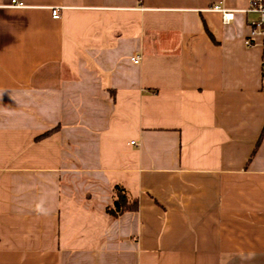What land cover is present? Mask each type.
<instances>
[{"label":"crops","instance_id":"1","mask_svg":"<svg viewBox=\"0 0 264 264\" xmlns=\"http://www.w3.org/2000/svg\"><path fill=\"white\" fill-rule=\"evenodd\" d=\"M11 1L0 264H264L260 38L210 10L248 0Z\"/></svg>","mask_w":264,"mask_h":264},{"label":"built area","instance_id":"2","mask_svg":"<svg viewBox=\"0 0 264 264\" xmlns=\"http://www.w3.org/2000/svg\"><path fill=\"white\" fill-rule=\"evenodd\" d=\"M11 7L22 8L25 5L16 0H12L10 3ZM210 10L220 13L222 21L224 23L232 20L237 13L252 14L253 18L249 22L250 27V37L254 39L255 37L260 38L261 45V57H260V72L261 78L264 80V0H248V4L245 8L228 10L224 9L219 5H213ZM61 7L51 8V17L58 19L60 17ZM247 44H251L252 41L246 40ZM137 59V57L135 58Z\"/></svg>","mask_w":264,"mask_h":264},{"label":"trees","instance_id":"3","mask_svg":"<svg viewBox=\"0 0 264 264\" xmlns=\"http://www.w3.org/2000/svg\"><path fill=\"white\" fill-rule=\"evenodd\" d=\"M136 207L137 200L131 198L124 187L115 185L113 187L112 201L106 206L105 211L111 218H116L126 211L135 210Z\"/></svg>","mask_w":264,"mask_h":264},{"label":"rangeland","instance_id":"4","mask_svg":"<svg viewBox=\"0 0 264 264\" xmlns=\"http://www.w3.org/2000/svg\"><path fill=\"white\" fill-rule=\"evenodd\" d=\"M253 16L251 15L250 18H252Z\"/></svg>","mask_w":264,"mask_h":264}]
</instances>
